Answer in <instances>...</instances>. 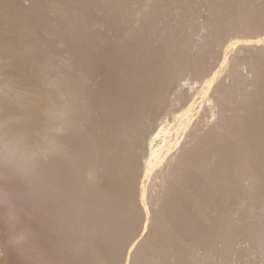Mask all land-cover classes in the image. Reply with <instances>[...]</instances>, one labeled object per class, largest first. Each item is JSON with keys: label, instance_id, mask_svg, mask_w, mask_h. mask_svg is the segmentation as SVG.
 Wrapping results in <instances>:
<instances>
[{"label": "rangeland", "instance_id": "rangeland-1", "mask_svg": "<svg viewBox=\"0 0 264 264\" xmlns=\"http://www.w3.org/2000/svg\"><path fill=\"white\" fill-rule=\"evenodd\" d=\"M263 1L264 0H257V2L256 0L254 1L253 0L250 1L249 0L246 1L245 0H184V1L183 0H139V1L138 0H107V1L106 0H85V1L84 0H29V1L0 0V40H1L0 66L2 63L4 64L2 65V68L0 67V72H1L0 99L3 98L2 100L3 102L1 101L3 103V107L1 102L0 105L4 109L5 105L7 106L10 105L9 102L11 103L14 102L15 105L14 104L13 105L16 108L18 107L19 109V110L16 109L12 104L9 106L13 108L14 111H16L15 113L16 115L17 114L19 115L18 118L16 117L17 120H19L18 123L16 122L17 120H15L16 115L13 113L14 111L12 109L6 106L5 109L7 108V110L5 111V109L3 110L0 107L1 109L0 121L2 117L4 121L5 119L6 121L8 120L7 121L8 123L5 122V124L8 125L7 127L11 126L13 122H14L13 125L18 124L16 130L14 127H16L17 125L16 126L12 125L11 128L13 129L12 132L6 131L8 130L6 125H3L6 128H3V126L1 127V129L2 128L3 129L0 130L1 131L0 136L2 137V138L0 137L1 138L0 145H2L3 143L4 144L0 147L1 149L0 152L2 151L1 153H3L6 151L5 153L7 155H5V153L4 155L5 157L7 156L8 158L6 160H3L5 157L3 156V154L0 153V158H1L0 160L4 161V163L3 161L2 162L0 161L1 163L0 166L3 167L4 169L6 165L5 161L6 162L9 161V163L12 162L11 164L14 165L15 164L14 162L18 160V156H19L17 155V153L14 154V151L18 146L17 143L19 144L20 141V144L24 145L28 138L32 139L31 142L34 140L38 142L35 144L32 143V145L34 144L36 148H38V146L39 148L40 147L42 148V149L40 148V151L38 148V151L41 154L40 157H42V158H38L41 161L38 162L40 167L44 165L42 168H39L40 171H38L35 163H34L35 167L34 165L33 168L31 166L29 167V165L31 164L30 162L31 160L28 161L27 159H25L26 161H21L19 162L20 164L17 161L18 166H16L17 164H15L13 168L12 166L10 167V165L7 162V165L10 168L6 165L8 169L5 167V172L8 173L7 174L8 176H6V174L3 175L5 172L0 167L1 168L0 171L3 172V174L2 173L0 174L3 175V178L0 176L1 177L0 185L3 186V187L0 186L1 187L0 188L1 189L0 220H2L0 221V233H1L0 259L2 258L0 260V264H181V263L182 264H203V263L204 264H264V203H263L264 202V81H263L264 80L263 79L264 77L263 76L264 75L263 74L264 2ZM248 2L249 4H247ZM143 3L145 6H143ZM241 4L244 6H241ZM245 9L248 12L244 11ZM229 13H232V15ZM18 14L21 15L19 16ZM248 16L250 17V19ZM241 17H243L245 21L243 20V18L240 19ZM20 20L21 22H19L18 24V21ZM27 20L30 21L28 22ZM244 22L245 23L249 22V23L245 24ZM14 23H16V25ZM50 30L51 32H48ZM7 33L8 35L4 36ZM49 37L50 39H48ZM10 43L13 46H11ZM250 43H254V44L259 43L263 45V47L261 46L262 48L260 47L262 51L260 50V48L253 51L250 50L251 53H249L250 51L248 50H247L248 52L246 50H243V47L244 49H246V47L250 45ZM9 44H10V48L12 47L11 50L9 49ZM25 45H28V48L30 50ZM22 48H24V50H22ZM25 48L27 50H25ZM24 51H26V53ZM11 53L14 56L11 57L10 56ZM95 53L98 55H96ZM41 54L43 58L41 57ZM260 55L261 58H259ZM235 60H238L239 64L237 63V61L235 63ZM64 61L65 63L67 61L72 63L73 62L75 63L77 61L75 63L77 66L73 63L75 67H73L74 71L72 70V75L74 77L73 79H75V82L78 81L81 83L83 82L82 83L83 85H80L81 83L78 82L81 89L79 88V86H77L78 84L76 86L78 89H80L81 92L86 91V93L84 92V94H82L83 96L88 94L87 95L88 98L90 96L91 97L93 96L92 99L96 101L95 103H93L91 102L93 101L91 97L89 98L90 100L89 101L88 98L84 96L85 101L88 100V103H86L87 106H85V110L86 111L89 110L88 113L85 111L83 115L87 117V119L84 117V123H86L87 125L89 124L88 126L86 125L84 133L86 137L89 134L90 136L91 134H93L94 136L92 137L94 138L96 137V139L93 138L95 140L93 142L96 145L90 144L93 143L91 142L93 139L90 136H88L90 141L88 138L84 139L83 143L85 145L82 142L80 143L81 145L84 146H89L90 144L91 146L90 149L92 150H90L89 147L86 148L83 146H79L77 147L78 150L77 149L75 150L76 152L79 151L80 153L79 154L75 153V155H73L72 161L74 162L71 161V166L74 164L75 165L74 167L73 166L70 167L69 172L71 174L69 173L70 177H68V180L73 181L74 178L78 177L76 179L77 182H75L74 179L73 181L74 184L72 183L74 185L73 188H76V190L72 188L73 185H71V182H69L68 187H70V190L69 188L67 189V192H65L64 194L65 196L61 195L62 192L61 193L58 192L59 194L57 195L61 197L59 196L57 197V195L54 194V196L56 197L54 199V196L53 198L50 197V161L46 160V158L47 159L50 158L49 157L50 154V120H49L50 109L49 108L50 107L48 106L50 105L49 104L50 102L48 103L47 96H50L49 83L53 71L61 69L58 72L60 76L61 75L65 76V72L67 73L66 71L67 69L64 66L65 64ZM250 61H252L253 63H251ZM49 62L51 63L50 65L48 64ZM7 64L9 65L7 66ZM31 64L33 65V67L30 66ZM48 65L50 66L49 67L50 69L48 68ZM60 65L61 66L63 65L64 67L60 68L61 67ZM238 66L241 67L239 68ZM23 68L25 69V71ZM52 68H54V70H52ZM102 68L104 71L102 70ZM75 70L77 72H75ZM4 71L6 73H4ZM25 72L28 73L26 74ZM2 73H4L6 76ZM75 74H77V76H75ZM92 74L94 76H92ZM25 76L27 79L25 78ZM218 76L220 77L217 80H215V77ZM254 76L257 77L254 78ZM8 78L12 81L10 82ZM24 78L25 80L23 81ZM34 78L36 82H33ZM44 79L47 81L46 82L43 81ZM213 79L215 82L213 81ZM39 80L41 84L39 83ZM240 81L241 82L244 81V82L241 83ZM26 82L28 85L26 84ZM19 84L21 85L23 84V85L21 86ZM247 84H249L250 86L248 85L249 86L248 87ZM103 85H106V87ZM219 85L221 86L219 87ZM7 86L10 87L7 88ZM251 86L253 87V89L251 88ZM27 87L28 88L31 87L29 91L27 90L28 89ZM9 88L13 89L12 92L11 89L9 90ZM93 91L94 94L90 93ZM215 91L217 92L215 93ZM89 93L92 95L89 96ZM37 94H39L37 100L40 98L39 103H41L42 105L44 103V105L41 106L40 104L38 105L37 103V105L39 106L38 109L39 112L37 111V114L39 113L38 114L39 116H36L37 118H34L35 117L34 115H33L34 117H32L31 113L29 112L30 113L29 114L27 112L29 111L28 110L29 108H26L27 109L26 111V109H24L23 107V103L21 105V102L18 101V99L21 101L23 100L25 102V100L27 101L33 95L37 97ZM104 95H106L107 97H105ZM249 96L251 97L249 98ZM117 98L119 99V101ZM6 99L7 101H9L10 99V101L5 102ZM34 100L35 102H38L36 101L35 98L33 99V102ZM45 103H48V105ZM227 103L228 105H226ZM206 104L207 105L210 104L211 106H213L214 104L213 106L214 112H209L206 107L207 106ZM130 106L132 110L130 109ZM45 107L46 108L48 107L47 109H49V111L45 109ZM9 109L12 110L13 112L11 113ZM112 109L114 110L112 111ZM2 111L3 112L5 111L6 114H8L10 111L8 115L11 116L15 115L11 117V119L13 118L15 121L12 122L13 120L12 119L10 120L11 121L10 122L9 121L10 117L8 115L7 117H4L6 116V114L5 112L3 114ZM114 111L116 113H114ZM26 112L29 115L25 114ZM237 112H239V114H237ZM26 115L27 117H30L31 115L32 119L29 118L31 123L29 119L26 117ZM91 115L93 116L91 117ZM101 115L103 116V118ZM45 117L47 120L45 119ZM237 117L240 119V121L239 119H237ZM109 118L112 123L109 121ZM184 118L185 119L188 118L187 119L188 121L190 120L191 123H196V124H191L190 122L188 123ZM26 119H28L29 122ZM182 122L183 125L185 124V127H182L183 126ZM205 122L208 125H206L204 129L203 126L205 125ZM28 123L32 125L30 126ZM24 124L28 127L26 128ZM101 124H103L104 127ZM150 124L151 126H149ZM153 125L155 127L157 125L156 127L157 129L153 127ZM195 125L197 126V128L193 130V127H196ZM210 125H212L214 129ZM100 126H102L103 129H101ZM22 127L23 129L25 128L26 130L29 129V133L27 131L25 133L24 132L25 129H24L23 133L20 132L21 134H19L18 133L19 131L17 129L20 128L21 130H23ZM161 127H163V129L165 128V131L163 132L164 133L167 132V133L166 134H162L163 132L161 133L162 136H161L160 144L162 143L164 144V141L166 142L170 141V139L175 137L174 135L183 136V134H185L184 137L186 139L184 141L183 148L181 149L182 151L180 150L181 152L180 151L178 152V154L175 156L176 158H173V161L170 159L171 161L167 162L168 165L164 166V168L167 171L169 170L170 173L164 169L160 171L161 173L166 171L167 174L166 173L163 174H165L167 177L163 174H161L160 176L159 173H158L159 177H157L155 176V173H153L150 175L151 177L147 176L146 178V176H144L143 174L144 171L141 169L140 165L145 159H148V157L150 158L151 155L148 153L146 154L144 152L143 142L146 133H148V131H151V129L154 128L153 131L154 134L157 133ZM191 127H192L191 130L193 132L190 130ZM206 127H208V129ZM98 128L100 131L98 130ZM105 128L107 129L108 132L106 131V133L104 134L105 131L103 130H105ZM4 129H6L5 131L7 133L9 132L11 133L7 135V133L3 132ZM35 130L37 133L36 132L33 133ZM93 130L96 131L97 134H95ZM101 130L103 135L101 134ZM117 130H120V132ZM30 131L32 132L30 133ZM44 131L47 133H43ZM184 131L185 132L187 131V135ZM189 131L191 132L192 135H190ZM15 133L17 138L14 139L15 141L19 140L20 139L19 137H23L24 133L26 136L27 133L29 136L30 134L33 133L32 136L35 137L31 138L32 136L31 137L27 136L28 138L26 137V139L23 137L25 140L23 144L21 142V140L23 141V139H20L18 142H16V144H14L13 142L11 146L17 145L15 148H13L14 146L11 147L10 145H5L6 142H2L3 141L2 139L9 140V137H11L10 135L11 134L14 135ZM1 134H5V136ZM36 134L40 135V137L39 135H37L38 139L36 138ZM106 134H108V139L110 141L104 138L106 137ZM17 135L19 136L17 137ZM46 135H48L49 137ZM12 137H15V135ZM165 137L166 139L162 141ZM103 138L106 139L105 142L107 141L109 143H104ZM45 139H47L49 142L45 143L47 141ZM87 139L90 142V143L88 142V144L86 143ZM123 139L126 141H124ZM99 140L100 141L102 140L101 143L98 142ZM186 140L189 141L187 142ZM28 141L30 140L28 139ZM203 141H205L206 143H204ZM207 141H209V143ZM218 142L221 144L220 146ZM45 144L47 147H45ZM98 144L99 145L101 144L102 146L101 145L99 146ZM226 145H228L229 147ZM97 146H99L100 148ZM18 147L21 148V146ZM43 147H45V149ZM81 147H83V149H81ZM2 148L3 149L5 148L4 149L5 151H3ZM10 148H12L13 151H11ZM95 148L97 149L98 153L95 152ZM211 148L212 150H209ZM115 150L118 153H115ZM183 151L185 153L182 155ZM15 152H17V149ZM12 153L15 155V157L17 156L16 160H14V155L12 156ZM81 153L83 154V156L80 155ZM180 154L182 156H180ZM45 155L48 157H46ZM77 155L78 156L80 155L81 157L88 156L87 157L88 162L85 161L86 158H81L80 156L79 158H77ZM194 156L196 157V159ZM74 157L75 159H77V161L74 160ZM80 158L84 160H82L83 163L80 162L77 163V165L82 164L81 167H79L80 165H78L77 168L76 162H78L79 160L81 161ZM89 158L91 159L90 163H89L90 161ZM206 158L208 159L206 160ZM101 159H104V161ZM202 159H204V161ZM98 161L99 163H97ZM113 161L118 163L116 164ZM48 162L49 164H47ZM93 162L95 163L93 164ZM102 162H104V164ZM128 162L130 164H128ZM25 163H28L29 165ZM85 163L89 165L93 164L94 166L90 167ZM110 163L112 164L109 165ZM46 164L48 165L47 167ZM27 165L28 168H24L27 167ZM83 166H85V168L87 169L84 170ZM206 166L208 167L206 168ZM14 167H18L17 172L15 170H9V169H14ZM44 167L47 169L48 171L47 173ZM191 167L194 169H191ZM199 167H203V168H199ZM29 168H32L33 170L37 169L35 170V172H33L32 169H30L29 173H30V177L31 174L34 173L33 175L36 176L34 177L35 183L36 184L38 183L37 184L38 186L34 184L36 185L34 187V185L32 184L34 181L32 182L31 179L33 176L30 178L29 173L28 175L26 174L27 173L26 170L28 169L29 171ZM81 168L82 170H79ZM92 168L93 171L89 170ZM103 168L105 169L103 170ZM18 169H22L20 171H23L25 174L23 173L22 175V172L20 173ZM94 169L97 170L95 171ZM6 170L7 171L9 170L11 174L9 173V171L7 172ZM43 171L45 172L43 173ZM80 171H82L83 173ZM18 172L25 179L20 178L21 176L18 175L19 174ZM36 172L37 174H40L38 175L39 177H37V175L35 174ZM87 172L88 173L92 172V173L88 174ZM13 173L16 176L18 175L17 176L18 178ZM43 174H47V175H43ZM82 174H84V176ZM73 175L75 176L77 175V176L73 177ZM185 175H187V177ZM196 175H198V178ZM11 176H15L16 178L13 179ZM82 176L84 178L86 177L91 182L86 181L87 179L84 180ZM105 176L107 182L105 180ZM119 176L121 178H119ZM143 176L145 178H142ZM26 177L30 178L31 184L33 186H31V184L29 183L30 180L27 179ZM154 177H157L156 180ZM7 178H9L10 180ZM19 178L20 181L22 182L17 180ZM36 178H39L38 181ZM22 179L24 180V182ZM102 179L104 182H102ZM205 179L207 180L205 181ZM14 180L16 182H14ZM25 180H28L26 182L29 185L24 184ZM78 180L79 181L84 180V181L83 182L81 181L80 184ZM238 180L241 183H239ZM18 183L21 185V189H19L20 185ZM91 183L92 184L94 183L93 184L94 187ZM157 183L158 185L161 183L160 185L161 187L160 186L157 187L156 186ZM98 184L100 186H98ZM169 184L173 185V187ZM23 185L28 186L29 188L31 187L33 188L32 190H30L27 187L24 189L26 192H24ZM113 186L115 188H113ZM91 189L93 191H91ZM29 190L30 192L32 191L35 192L29 194L28 193ZM82 190H84V192ZM14 191H16L18 195ZM123 191L126 193H124ZM245 191L247 193H245ZM71 193L72 196L70 195ZM244 193L246 194L247 198L249 197L248 195H250L252 199H250V197L247 199ZM66 194L67 195L69 194L71 196L70 197L68 195L70 197V200L69 199L66 200V198H69ZM13 196L14 199L12 198ZM142 196L145 197L147 196L148 199L146 200H148L149 203L146 201V205L150 207L151 210V219L147 221V223H145V219L143 217L144 215H143L142 199H144L145 197ZM72 197L73 199H71ZM50 198L56 200L55 201L56 204L58 201L59 207L55 205V203H53L54 200L52 201L50 200ZM5 199H7V201H5ZM10 199L11 200L13 199V202ZM237 199H239L240 201ZM63 201L66 203V205L65 203L63 204ZM256 201H258V203ZM18 202L21 206L18 204ZM252 202H255L256 204ZM12 203L13 205H11ZM52 203L53 206H51ZM172 203L174 205H172ZM79 204H81L82 207ZM5 205L6 206L10 205V206L8 208ZM65 207L67 208V210ZM165 208L167 211L165 210ZM9 209H11L12 211L11 210L9 211ZM25 210H27V212ZM224 210H226L227 212ZM223 217L225 218L223 219ZM154 225L157 228H155ZM150 227L152 229H150ZM159 227H161L162 229ZM232 228H234L235 230ZM226 229L228 230L226 231ZM52 233L53 235H51ZM24 235L29 238L26 239ZM225 235H227L228 237H226ZM222 239L224 240L222 241ZM143 242L145 243V246ZM139 246L141 248H139Z\"/></svg>", "mask_w": 264, "mask_h": 264}, {"label": "bare ground", "instance_id": "bare-ground-1", "mask_svg": "<svg viewBox=\"0 0 264 264\" xmlns=\"http://www.w3.org/2000/svg\"><path fill=\"white\" fill-rule=\"evenodd\" d=\"M3 1H5V0H3ZM16 1V0H15ZM29 1V0H28ZM85 1V0H84ZM107 1V0H106ZM139 1V0H138ZM184 1V0H183ZM246 1V0H245ZM250 1V0H249ZM254 1V0H253ZM13 2V1H12ZM53 2V1H52ZM221 2V1H220ZM238 2V1H237ZM256 2H257V0H256ZM255 2V3H256ZM264 2V1H263ZM132 3V2H131ZM169 3V2H168ZM182 3V2H181ZM224 3V2H223ZM233 3V2H232ZM260 3V2H259ZM2 4V3H1ZM247 4H249V2L247 3ZM8 5H10V4H8ZM141 5V4H140ZM179 5V4H178ZM191 5V4H190ZM244 5H245V3H244ZM244 5H242L241 4V6H244ZM253 5V4H252ZM5 6V5H4ZM17 6V5H16ZM21 6V5H20ZM61 6V5H60ZM137 6V5H136ZM143 6H145L144 5V3H143ZM174 6V5H173ZM208 6V5H207ZM231 6V5H230ZM235 6V5H234ZM255 6V5H254ZM163 7V6H162ZM182 7V6H181ZM220 7V6H219ZM218 7V8H219ZM232 7V6H231ZM250 7V6H249ZM3 8V7H2ZM26 8V7H25ZM201 8V7H200ZM239 8V7H238ZM237 8V9H238ZM247 8V7H246ZM252 8V7H251ZM7 9V8H6ZM9 9V8H8ZM81 9V8H80ZM234 9V8H233ZM236 9V8H235ZM250 9V8H249ZM259 9V8H258ZM59 10V9H58ZM160 10V9H159ZM239 10V9H238ZM253 10V9H252ZM256 10H257V8H256ZM261 10V9H260ZM87 11V10H86ZM139 11V10H138ZM168 11H169V9H168ZM244 11H247L246 9L244 10ZM228 12H231V11H228ZM248 12V11H247ZM252 12V11H251ZM264 12V11H263ZM90 13V12H89ZM145 13V12H144ZM180 13V12H179ZM233 13V12H232ZM232 13H229V14H231L232 15ZM246 13V12H245ZM253 13V12H252ZM258 13V12H257ZM17 14V13H16ZM85 14V13H84ZM87 14H88V12H87ZM116 14V13H115ZM227 14V13H226ZM241 14H243V13H241ZM6 15V14H5ZM4 15V16H5ZM19 15V14H18ZM21 15V14H20ZM19 15V16H20ZM23 15V14H22ZM90 15V14H89ZM95 15V14H94ZM109 15V14H108ZM162 15V14H161ZM204 15V14H203ZM234 15V14H233ZM246 15V14H245ZM8 16V15H7ZM10 16V15H9ZM12 16V15H11ZM86 16V15H85ZM159 16V15H158ZM254 16H255V14H254ZM258 16H259V14H258ZM22 17V16H21ZM26 17V16H25ZM95 17V16H94ZM98 17V16H97ZM225 17V16H224ZM249 17V16H248ZM7 18V17H6ZM12 18V17H11ZM136 18V17H135ZM243 17H241L240 19H242ZM9 19V18H8ZM18 19V18H17ZM16 19V20H17ZM27 19V18H26ZM35 19V18H34ZM37 19V18H36ZM47 19V18H46ZM87 19V18H86ZM108 19V18H107ZM246 19V18H245ZM249 19H250V17H249ZM251 19H253V18H251ZM255 19V18H254ZM3 20V19H2ZM7 20V19H6ZM6 20H5V22H6ZM12 20V19H11ZM59 20V19H58ZM88 20H90V19H88ZM234 20V19H233ZM243 20H244V18H243ZM247 20V19H246ZM259 20H260V18H259ZM4 21V20H3ZM9 21V20H8ZM28 21V20H27ZM30 21V20H29ZM28 21V22H29ZM48 21V20H47ZM46 21V22H47ZM218 21V20H217ZM245 21V20H244ZM248 21V20H247ZM253 21V20H252ZM251 21V22H252ZM262 21V20H261ZM19 22H21V20L20 21H18V24H19ZM23 22H24V20H23ZM44 22V21H43ZM82 22V21H81ZM87 22V21H86ZM105 22V21H104ZM151 22V21H150ZM257 22V21H256ZM9 23V22H8ZM13 23V22H12ZM59 23V22H58ZM84 23V22H83ZM96 23V22H95ZM245 23V22H244ZM243 23V24H244ZM247 23H249V22H247ZM247 23H245V24H247ZM15 25H16V23H14ZM48 24V23H47ZM22 25V24H21ZM39 25H40V23H39ZM85 25H86V23H85ZM91 25V24H90ZM94 25V24H93ZM251 25V24H250ZM3 26V25H2ZM46 26V25H45ZM44 26V27H45ZM82 26V25H81ZM84 26V25H83ZM179 26V25H178ZM11 27V26H10ZM9 27V28H10ZM16 27V26H15ZM18 27V26H17ZM38 27V26H37ZM43 27V26H42ZM88 27V26H87ZM163 27V26H162ZM29 28V27H28ZM40 28V27H39ZM47 28V27H46ZM79 28V27H78ZM83 28V27H82ZM247 28V27H246ZM70 29V28H69ZM77 29V28H76ZM88 29V28H87ZM91 29V28H90ZM241 29V28H240ZM12 30H13V28H12ZM39 30V29H38ZM48 30V29H47ZM46 30V31H47ZM79 30V29H78ZM248 30H250V29H248ZM22 31V30H21ZM26 31V30H25ZM33 31V30H32ZM67 31V30H66ZM69 31V30H68ZM72 31V30H71ZM75 31V30H74ZM240 31V30H239ZM244 31V30H243ZM19 32V31H18ZM48 32H51V30L50 31H48ZM96 32V31H95ZM24 33V32H23ZM26 33V32H25ZM67 33V32H66ZM74 33V32H73ZM13 34V33H12ZM17 34V33H16ZM50 34V33H49ZM65 34V33H64ZM85 34V33H84ZM92 34V33H91ZM8 35V33L7 34H5L4 36H7ZM39 35V34H38ZM51 35H53V34H51ZM72 35H74V34H72ZM119 35V34H118ZM17 36V35H16ZM23 36V35H22ZM40 36V35H39ZM112 36V35H111ZM78 37V36H77ZM148 37V36H147ZM6 38V37H5ZM16 38V37H15ZM81 38V37H80ZM48 39H50V37L48 38ZM47 39V40H48ZM95 39V38H94ZM195 39V38H194ZM222 39V38H221ZM4 40V39H3ZM25 40H27V39H25ZM44 40H46V39H44ZM68 40V39H67ZM180 40V39H179ZM1 41V40H0ZM6 41V40H5ZM20 41V40H19ZM24 41V40H23ZM69 41V40H68ZM104 41V40H103ZM29 42V41H28ZM31 42V41H30ZM44 42V41H43ZM49 42V41H48ZM73 42V41H72ZM24 43V42H23ZM38 43V42H37ZM71 43V42H70ZM74 43V42H73ZM97 43V42H96ZM116 43V42H115ZM134 43V42H133ZM183 43V42H182ZM230 43V42H229ZM2 44V43H1ZM8 44V43H7ZM11 44V43H10ZM10 44H9V49L11 50V48H10ZM19 44V43H18ZM20 44H21V42H20ZM83 44V43H82ZM95 44V43H94ZM111 44V43H110ZM149 44V43H148ZM231 44V43H230ZM244 44V43H243ZM33 45V44H32ZM74 45V44H73ZM77 45V44H76ZM232 45V44H231ZM7 46V45H6ZM11 46H13L12 44H11ZM25 46H27V48H28V45H25ZM50 46V45H49ZM88 46V45H87ZM119 46V45H118ZM263 47V45H261V44H254V43H250V45H248L247 47H246V49H244V47H243V50H248V51H250V50H257L258 48H260V47ZM4 47V46H3ZM17 47V46H16ZM18 47H19V45H18ZM31 47V46H30ZM45 47V46H44ZM73 47V46H72ZM71 47V48H72ZM83 47H85V46H83ZM99 47V46H98ZM114 47V46H113ZM261 47V48H262ZM67 48V47H66ZM156 48V47H155ZM235 48V47H234ZM260 48V50L262 51V49ZM4 49V48H3ZM7 49V48H6ZM19 49V48H18ZM21 49V48H20ZM29 49V48H28ZM32 49V48H31ZM34 49V48H33ZM39 49V48H38ZM37 49V50H38ZM107 49V48H106ZM233 49V48H232ZM13 50V49H12ZM22 50H24V48H22ZM25 50H27L26 48H25ZM30 50V49H29ZM28 50V51H29ZM87 50V49H86ZM95 50V49H94ZM110 50V49H109ZM237 50V49H236ZM242 50V51H243ZM264 50V49H263ZM7 51V50H6ZM19 51V50H18ZM35 51V50H34ZM72 51V50H71ZM84 51V50H83ZM133 51V50H132ZM230 51V50H229ZM232 51V50H231ZM247 51V52H248ZM11 52H13V51H11ZM25 53H26V51H24ZM41 52V51H40ZM47 52V51H46ZM63 52V51H62ZM77 52V51H76ZM85 52H87V51H85ZM93 52V51H92ZM106 52H107V50H106ZM111 52V51H110ZM139 52V51H138ZM245 52V51H244ZM28 53V52H27ZM38 53H39V51H38ZM100 53V52H99ZM102 53V52H101ZM119 53V52H118ZM117 53V54H118ZM233 53H235V52H233ZM242 53V52H241ZM249 53H251V51L249 52ZM248 53V54H249ZM257 53V52H256ZM31 54V53H30ZM49 54V53H48ZM96 54V53H95ZM172 54V53H171ZM232 54V53H231ZM96 55H98V54H96ZM233 55H236V54H233ZM232 55V56H233ZM244 55V54H243ZM242 55V56H243ZM251 55H253V54H251ZM250 55V56H251ZM10 56L12 57V56H14L12 53L10 54ZM17 56V55H16ZM23 56V55H22ZM21 56V57H22ZM31 56V55H30ZM35 56V55H34ZM49 56V55H48ZM92 56V55H91ZM120 56V55H119ZM255 56V55H254ZM254 56H252V57H254ZM258 56V55H257ZM18 57V56H17ZM40 57V56H39ZM41 57H42V54H41ZM40 57V58H41ZM108 57V56H107ZM113 57V56H112ZM240 57V56H239ZM238 57V58H239ZM244 57V56H243ZM251 57V58H252ZM5 58V57H4ZM8 58H9V55H8ZM16 58V57H15ZM43 58V57H42ZM41 58V59H42ZM51 58H52V56H51ZM81 58H82V56H81ZM94 58H96V57H94ZM114 58V57H113ZM124 58V57H123ZM235 58V57H234ZM237 58V59H238ZM259 58H261V55H260V57ZM18 59V58H17ZM57 59V58H56ZM55 59V60H56ZM65 59V58H64ZM71 59V58H70ZM70 59H69V61H70ZM73 59V58H72ZM101 59V58H100ZM236 59V58H235ZM247 59V58H246ZM254 59V58H253ZM252 59V60H253ZM10 60V59H9ZM27 60V59H26ZM58 60V59H57ZM85 60H87V59H85ZM95 60V59H94ZM242 60V59H241ZM263 60H264V57H263ZM263 60H262V62H263ZM3 61V60H2ZM1 61V62H2ZM14 61H15V59H14ZM22 61V60H21ZM29 61H30V58H29ZM42 61V60H41ZM69 61H67L66 63H65V61H64V66H65V68L67 69L66 71H67V73L65 72V76H63V75H61L60 76V74L58 73L60 70H55V71H53V73H52V75H51V80H50V96H47L48 98H50V99H48L47 98V100H48V103L50 104V105H48V103H45V104H47L50 108V111H49V109H47L46 107H45V109H47L50 113V154H49V157L50 158H46V157H48V156H46L45 158H46V160L47 161H50V197L51 198H53V196H54V194H59L58 192H62V194L61 195H64L65 194V192H67V189L69 188V190H70V187H68V184H69V182H71V185H73L74 184V179H75V182H77L76 181V179L78 178V177H76L75 175H73V177L75 176L76 178H74L73 179V181H69L68 180V177H70L69 176V170H70V167H74V165H72L71 166V161L73 160L72 158H73V155H75V153H80L79 151L78 152H76L75 150L77 149V147H79V146H83V147H89V149H90V144H94V145H96L93 141H95L94 139H96V137L94 138V137H92V136H94L93 134H91V136H90V134L89 135H87V137H86V135H85V127H86V123H84V117L85 116H83L84 115V112L86 111L85 110V106H87L86 105V103H88V100H89V98L91 97L90 95H92V94H90V93H93L94 94V91L93 92H90L89 93V98H88V94L87 95H84V96H86V98H88V100H86L85 101V98H84V96L82 95V94H84V92L86 93V91H83V92H81L80 91V86H79V83H81V82H75V79H73L74 77H73V75H72V70L74 71V69H73V67H75L74 66V64L77 62H69ZM75 61V60H74ZM80 61V60H79ZM93 61V60H92ZM183 61V60H182ZM223 61V60H222ZM232 61H233V59H232ZM236 61H237V63H238V60H235V63H236ZM257 61V60H256ZM258 61H259V59H258ZM4 62V61H3ZM7 62V61H6ZM11 62V61H10ZM13 62V61H12ZM17 62V61H16ZM116 62V61H115ZM251 63H253L252 61H250ZM255 62V61H254ZM261 62V61H260ZM15 63V62H14ZM81 63V62H80ZM83 63H84V61H83ZM87 63V62H86ZM85 63V64H86ZM105 63V62H104ZM168 63V62H167ZM166 63V64H167ZM227 63V62H226ZM230 63H233V62H230ZM242 63V62H241ZM240 63V64H241ZM248 63V62H247ZM259 63V62H258ZM11 64V63H10ZM13 64V63H12ZM18 64V63H17ZM30 64V63H29ZM49 65L51 64L50 62L48 63ZM61 64H63V63H61ZM99 64V63H98ZM126 64V63H125ZM134 64V63H133ZM147 64V63H146ZM228 64V63H227ZM239 64V63H238ZM246 64V63H245ZM249 64V63H248ZM2 65H4L3 63L1 64V68H2ZM9 64H7V66H8ZM39 65V64H38ZM48 65V68L50 67ZM57 65H58V63H57ZM76 65V64H75ZM108 65V64H107ZM230 65V64H229ZM260 65V64H259ZM27 66V65H26ZM30 66H32L33 67V65L31 64ZM61 66V65H60ZM63 65L60 67V68H62V67H64ZM77 66V65H76ZM79 66V65H78ZM95 66V65H94ZM93 66V67H94ZM111 66V65H110ZM232 66V65H231ZM13 67V66H12ZM19 67H20V65H19ZM42 67V66H41ZM54 67V66H53ZM85 67V66H84ZM239 67V66H238ZM241 67V66H240ZM239 67V68H240ZM256 67V66H255ZM11 68V67H10ZM36 68V67H35ZM43 68V67H42ZM96 68V67H95ZM100 68V67H99ZM136 68V67H135ZM224 68V67H223ZM222 68V69H223ZM245 68V67H244ZM248 68V67H247ZM9 69V68H8ZM15 69V68H14ZM22 69V68H21ZM24 69V68H23ZM44 69V68H43ZM50 69V68H49ZM57 69H58V67H57ZM64 69V68H63ZM77 69V68H76ZM106 69V68H105ZM221 69V70H222ZM225 69V68H224ZM231 69V68H230ZM4 70V69H3ZM20 70V69H19ZM39 70V69H38ZM52 70H54V68H52ZM65 70V69H64ZM79 70V69H78ZM93 70V69H92ZM102 70H103V68H102ZM128 70V69H127ZM184 70V69H183ZM251 70V69H250ZM256 70V69H255ZM9 71V70H8ZM24 71H25V69H24ZM34 71H35V69H34ZM37 71V70H36ZM40 71V70H39ZM63 71V70H62ZM80 71V70H79ZM104 71V70H103ZM228 71V70H227ZM232 71H233V69H232ZM238 71V70H237ZM17 72V71H16ZM29 72V71H28ZM28 72H25L26 74L28 73ZM48 72H50V71H48ZM75 72H77L76 70H75ZM74 72V73H75ZM246 72V71H245ZM1 73V72H0ZM4 73H6L5 71H4ZM4 73H2V74H4ZM15 73V72H14ZM19 73V72H18ZM63 73V72H62ZM61 73V74H62ZM224 73V72H223ZM226 73V72H225ZM230 73V72H229ZM233 73V72H232ZM254 73V72H253ZM34 74V73H33ZM38 74V73H37ZM64 74V73H63ZM84 74V73H83ZM106 74V73H105ZM104 74V75H105ZM146 74V73H145ZM240 74V73H239ZM263 74H264V71H263ZM5 75V74H4ZM40 75V74H39ZM228 75V74H227ZM234 75V74H233ZM252 75V74H251ZM260 75V74H259ZM6 76V75H5ZM10 76H11V74H10ZM18 76V75H17ZM75 76H77V74H75ZM85 76V75H84ZM90 76V75H89ZM92 76H94L93 74H92ZM248 76V75H247ZM264 76V75H263ZM29 77V76H28ZM47 77V76H46ZM83 77V76H82ZM220 76H218V77H215V80H217L218 78H219ZM222 77V76H221ZM236 77V76H235ZM241 77V76H240ZM255 77H257V76H254V78ZM2 78V77H1ZM23 78V77H22ZM25 78H26V76H25ZM25 78L23 79V81L25 80ZM32 78V77H31ZM30 78V79H31ZM43 78H44V76H43ZM243 78V77H242ZM261 78H262V76H261ZM3 79V78H2ZM9 79V78H8ZM16 79V78H15ZM27 79V78H26ZM84 79V78H83ZM92 79V78H91ZM230 79V78H229ZM228 79V80H229ZM236 79V78H235ZM244 79V78H243ZM249 79V78H248ZM263 79H264V77H263ZM10 80V79H9ZM20 80H22V79H20ZM36 80H38V79H36ZM41 80V79H40ZM40 80H39V83L41 84V82H40ZM77 80V79H76ZM79 80H81V79H79ZM128 80V79H127ZM258 80V79H257ZM12 80H10V82H11ZM18 81V80H17ZM43 81H47V80H43ZM42 81V82H43ZM49 81V80H48ZM97 81V80H96ZM109 81H110V79H109ZM213 81H214V79H213ZM225 81V80H224ZM259 81V80H258ZM261 81V80H260ZM264 81V80H263ZM33 82H36L35 81V78H34V80H33ZM45 82H44V84H45ZM105 82H106V80H105ZM104 82V83H105ZM108 82V81H107ZM215 82V81H214ZM213 82V83H214ZM241 82V81H240ZM244 81H242L241 83H243ZM256 82V81H255ZM13 83H15V82H13ZM24 83V82H23ZM30 83V82H29ZM83 83V82H82ZM80 84V85H83V84ZM111 83V82H110ZM116 83V82H115ZM236 83V82H235ZM254 83V82H253ZM26 84H27V82H26ZM25 84V85H26ZM33 84V83H32ZM36 84V83H35ZM43 84V83H42ZM78 84V85H77ZM221 84V83H220ZM245 84V83H244ZM1 85V84H0ZM17 85H18V82H17ZM16 85V86H17ZM19 85H21V84H19ZM23 85V84H22ZM21 85V86H22ZM28 85V84H27ZM47 85V84H46ZM79 86V88L80 89H78L77 88V86ZM90 85V84H89ZM113 85V84H112ZM222 85V84H221ZM221 85H219V87L221 86ZM249 84H247V86H248ZM5 86V85H4ZM20 86V87H21ZM32 86V85H31ZM37 86V85H36ZM42 86V85H41ZM103 86H105L106 87V85H103ZM250 86V85H249ZM248 86V87H249ZM262 86V85H261ZM1 87V86H0ZM2 87H3V85H2ZM8 87H10V86H7V88ZM43 87V86H42ZM104 87V88H105ZM113 87V86H112ZM217 87V86H216ZM241 87V86H240ZM13 88V87H12ZM28 88V87H27ZM26 88V89H27ZM31 88V87H30ZM30 88H28L27 90L29 91V89ZM36 88V87H35ZM39 88V87H38ZM44 88H46V87H44ZM84 88V87H83ZM238 88V87H237ZM251 88L253 89V87L251 86ZM261 88V87H260ZM3 89H5V88H3ZM11 88H9V90H10ZM20 89V88H19ZM24 89V88H23ZM34 89V88H33ZM43 89V88H42ZM90 89V88H89ZM108 89V88H107ZM112 89V88H111ZM213 89H214V86H213ZM221 89H222V87H221ZM259 89V88H258ZM12 90L13 89H11V92H12ZM21 90V89H20ZM35 90V89H34ZM39 90V89H38ZM48 90V89H47ZM241 90V89H240ZM247 90V89H246ZM17 91V90H16ZM27 91V92H28ZM36 91V90H35ZM46 91V90H45ZM223 91V90H222ZM225 91V90H224ZM248 91H250V90H248ZM252 91V90H251ZM10 92V91H9ZM8 92V93H9ZM14 92V91H13ZM24 92V91H23ZM99 92V91H98ZM98 92H96V93H98ZM217 91H215V93H216ZM259 92V91H258ZM19 93V92H18ZM18 93H16V94H18ZM34 93V92H33ZM40 93V92H39ZM48 93V92H47ZM46 93V94H47ZM112 93V92H111ZM208 93V92H207ZM4 94V93H3ZM102 94V93H101ZM115 94V93H114ZM121 94V93H120ZM5 95V94H4ZM13 95V94H12ZM29 95V94H28ZM36 95V94H35ZM39 94H37V97H35L34 95L31 97V98H35L36 99V101H38V102H35V100H34V102H33V99H28V97H27V101L25 100V102L22 100H19L18 99V101H20L21 102V105H22V103H23V107H24V109H26V108H29L28 110L29 111H27V109H26V111L29 113H31V115H32V117H34V118H37L36 116H39L38 114H37V111H38V109H39V104L41 105V106H43L44 105V103H43V105L41 104V103H39L40 101V98L37 100V98L39 97L38 96ZM96 95V94H95ZM219 95V94H218ZM220 95H222V94H220ZM6 96V95H5ZM24 96V95H23ZM41 96H42V94H41ZM102 96V95H101ZM105 97H107L106 95H104ZM112 96V95H111ZM233 96V95H232ZM15 97H16V95H15ZM93 97V96H92ZM92 97H91V99H92ZM100 97V96H99ZM103 97V96H102ZM109 97V96H108ZM113 97V96H112ZM212 97V96H211ZM225 97H227V96H225ZM251 96H249V98H250ZM6 98V97H5ZM14 98V97H13ZM18 98V97H17ZM26 98V97H25ZM44 98V97H43ZM120 98V97H119ZM127 98V97H126ZM232 98V97H231ZM236 98V97H235ZM254 98V97H253ZM257 98V97H256ZM260 98V97H259ZM258 98V99H259ZM97 99H98V96H97ZM96 99V100H97ZM104 99V98H103ZM105 99H107V98H105ZM118 99V98H117ZM124 99V98H123ZM222 99V98H221ZM233 99H234V97H233ZM237 99V98H236ZM243 99V98H242ZM3 100V98H1L0 99V102ZM5 100V99H4ZM46 100V99H45ZM50 100V101H49ZM93 100V99H92ZM128 100V99H127ZM217 100H218V98H217ZM227 100H228V98H227ZM230 100V99H229ZM250 100V99H249ZM9 101H10V99H9ZM9 101H7V99H6V101L5 102H9ZM13 101V100H12ZM32 101V102H31ZM43 101V100H42ZM90 101V100H89ZM100 101H102V100H100ZM118 101H119V99H118ZM122 101V100H121ZM219 101H220V98H219ZM231 101V100H230ZM239 101V100H238ZM252 101V100H251ZM251 101H250V103H251ZM261 101V100H260ZM3 102V101H2ZM1 102V103H2ZM47 102V101H46ZM91 102H93V103H95L96 101L95 100H93V101H91ZM104 102V101H103ZM112 102V101H111ZM114 102V101H113ZM217 102V101H216ZM229 102V101H228ZM246 102V101H245ZM10 103V105L12 104H14V102L13 103H11V102H9ZM19 103V102H18ZM37 103H38V105H37ZM93 103H91V104H93ZM106 103V102H105ZM213 103H214V101H213ZM218 103V102H217ZM221 103V102H220ZM232 103H234V102H232ZM255 103V102H254ZM8 104V103H7ZM20 104V103H19ZM19 104H18V106H19ZM99 104V103H98ZM103 104V103H102ZM110 104V103H109ZM121 104H122V102H121ZM128 104V103H127ZM224 104V103H223ZM247 104V103H246ZM259 104V103H258ZM9 105V106H10ZM15 105V104H14ZM13 105V106H14ZM89 105H90V103H89ZM100 105V104H99ZM114 105H116V104H114ZM118 105V104H117ZM126 105V104H125ZM207 105V104H206ZM219 105V104H218ZM226 105H228V103L226 104ZM238 105V104H237ZM241 105V104H240ZM244 105V104H243ZM253 105V104H252ZM7 105H5V107H6ZM9 106H7V107H9ZM102 106V105H101ZM105 106V105H104ZM108 106V105H107ZM128 106V105H127ZM213 106H214V104H213ZM213 106H211L210 104L209 105H207L206 107H207V109H208V111L209 112H214V109H213ZM222 106V105H221ZM0 107H1V105H0ZM2 107H3V103H2ZM1 107V108H2ZM5 107H4V109H5ZM15 107V106H14ZM112 107V106H111ZM125 107V106H124ZM133 107V106H132ZM10 109H12L13 110V108H11V107H9ZM16 108V107H15ZM21 108V107H20ZM95 108H97V107H95ZM98 108H99V106H98ZM237 108V107H236ZM3 109V108H2ZM3 109V110H4ZM9 109V110H10ZM16 109H18V107L16 108ZM44 109V108H43ZM87 109V108H86ZM91 109H92V107H91ZM102 109H104V108H102ZM125 109V108H124ZM127 109V108H126ZM130 109H131V106H130ZM7 110V108L5 109V111ZM12 110H10L11 111V113L14 111H12ZM19 110V109H18ZM109 110V109H108ZM107 110V111H108ZM111 110V109H110ZM114 109H112V111H113ZM120 110H122V109H120ZM129 110V109H128ZM132 110V109H131ZM0 111H1V109H0ZM4 111V112H5ZM10 111H9V113H10ZM23 111V110H22ZM88 111L89 110H87L86 112L88 113ZM91 111V110H90ZM138 111V110H137ZM221 111V110H220ZM225 111V110H224ZM227 111V110H226ZM4 112L2 111V113L4 114ZM8 112V111H7ZM27 112L25 113V114H27ZM39 112V111H38ZM119 112V111H118ZM133 112V111H132ZM141 112V111H140ZM229 112V111H228ZM239 112H240V109H239ZM239 112H237V114H239ZM1 113V112H0ZM8 113V114H9ZM14 114L16 113V111H14L13 112ZM18 113V112H17ZM29 113V114H30ZM41 113V112H40ZM43 113V112H42ZM45 113V112H44ZM48 113V112H47ZM46 113V114H47ZM114 113H116L115 111H114ZM139 113V112H138ZM218 113H219V111H218ZM2 114V115H3ZM5 114H6V112H5ZM8 114H6V116H4V117H7V115ZM21 114V113H20ZM25 114H23V115H25ZM29 114H27V115H29ZM112 114H113V112H112ZM119 114V113H118ZM123 114H124V112H123ZM228 114V113H227ZM16 115V114H15ZM15 115H8L9 117V121L10 120H12L11 119V117H13V116H15ZM18 115V114H17ZM15 116V118L17 117H19V115L18 116ZM27 115H26V117H27ZM31 115H30V117H27L28 119L30 118V119H32L31 118ZM34 115V116H33ZM99 115V114H98ZM214 115V114H213ZM1 116V115H0ZM45 116V115H44ZM93 115H91V117H92ZM102 116V115H101ZM105 116V115H104ZM108 116V115H107ZM117 116H119V115H117ZM123 116V115H122ZM129 116V115H128ZM226 116V115H225ZM25 117V118H26ZM109 117V116H108ZM111 117V116H110ZM139 117V116H138ZM224 117V116H223ZM229 117V116H228ZM241 117V116H240ZM242 117H244V116H242ZM7 118V119H8ZM17 118L15 119V120H17ZM86 119H87V117H85ZM102 118H103V116H102ZM142 118V117H141ZM20 119V118H19ZM23 119V118H22ZM28 119H26L27 121H28ZM30 119H29V121H30ZM45 119H46V117H45ZM108 119V118H107ZM112 119H113V117H112ZM119 119V118H118ZM125 119V118H124ZM129 119V118H128ZM185 119V118H184ZM188 119V118H187ZM187 119H185L188 123L190 122V120L188 121ZM211 119V118H210ZM228 119V118H227ZM237 119H239L238 117H237ZM14 119L12 120V122L13 121H15ZM47 120V119H46ZM93 120V119H92ZM147 120V119H146ZM243 120V119H242ZM8 121V120H7ZM6 121V119H5V121L3 120V117H2V119H1V121H0V130H2L3 128H6L8 125L7 124H5V122L6 123H8ZM19 120H17L16 122H18ZM21 121V120H20ZM28 121V122H29ZM87 121V120H86ZM109 121L111 122V120H110V118H109ZM119 121V120H118ZM121 121H123V120H121ZM138 121V120H137ZM145 121V120H144ZM154 121V120H153ZM191 121H192V119H191ZM194 121V120H193ZM209 121V120H208ZM212 121V120H211ZM210 121V122H211ZM231 121V120H230ZM239 121H240V119H239ZM11 122V121H10ZM15 122V123H16ZM37 122H38V120H37ZM139 122H140V120H139ZM147 122V121H146ZM184 122V121H183ZM183 122H182V125H183ZM209 122V123H210ZM14 123V122H13ZM13 123H12V125H13ZM19 123V122H18ZM30 123H31V121H30ZM35 123V122H34ZM46 123H47V121H46ZM88 123V122H87ZM101 123V122H100ZM112 123V122H111ZM120 123V122H119ZM129 123V122H128ZM132 123V122H131ZM134 123V122H133ZM153 123V122H152ZM191 123V122H190ZM198 123V122H197ZM203 123H204V121H203ZM213 123H215V122H213ZM29 124V123H28ZM27 124V125H28ZM36 124V123H35ZM135 124V123H134ZM156 124V123H155ZM187 124V123H186ZM191 124H196V123H191ZM199 124V123H198ZM228 124V123H227ZM239 124V123H238ZM3 125H6V127H4ZM11 125V124H10ZM12 125L11 126H9V127H7V129L8 130H6V129H4L3 130V132H5V133H7L8 131H13V129H11L12 128ZM15 125V124H14ZM13 125V126H14ZM17 125V126H16ZM15 126L16 127H14L15 128V130H16V128L18 127V124H16ZM22 125V124H21ZM25 125V124H24ZM30 125V124H29ZM32 125V124H31ZM30 125V126H31ZM42 125V124H41ZM47 125V124H46ZM89 125V124H88ZM87 125V126H88ZM93 125V124H92ZM103 127H104V125L103 124H101ZM200 125V124H199ZM206 125H208V124H206V122H205V125L203 126V128L206 126ZM222 125V124H221ZM241 125V124H240ZM3 126V128L1 129V127ZM26 126V125H25ZM37 126H38V124H37ZM45 126V125H44ZM98 126V125H97ZM102 126H100L101 127V129H103L102 128ZM113 126V125H112ZM120 126V125H119ZM125 126V125H124ZM149 126H151V124L149 125ZM188 126V125H187ZM192 126V125H191ZM194 126V125H193ZM196 126V125H195ZM211 127H212V125H210ZM217 126V125H216ZM228 126V125H227ZM20 127V126H19ZM24 127V126H23ZM23 127H22V129H23ZM28 126H26V128H27ZM35 127V126H34ZM47 127V126H46ZM99 127V126H98ZM116 127H117V125H116ZM137 127V126H136ZM146 127V126H145ZM153 127H155L154 125H153ZM156 127H157V125H156ZM155 127V128H156ZM182 127H185V124L182 126ZM190 127V126H189ZM209 127V126H208ZM208 127H206L207 129H208ZM225 127V126H224ZM30 128V127H29ZM33 128V127H32ZM49 128V127H48ZM87 128H89V127H87ZM140 128H142V127H140ZM161 128H162V130H161ZM160 129H159V131L157 132V133H154L153 134V131H154V128L153 129H151V131H148V133H146V136H145V139H144V148H143V146H142V148L144 149V152L147 154H150L151 156H150V158L148 157V159H145L143 162H142V164L140 165L141 166V169L144 171V176H146V178H147V176H150L151 174H153V173H155V176H157V177H159L158 176V173L160 174V176H161V174H163V173H166V169L164 168V166L165 165H168L167 164V162L169 161H173V158H176L175 156L178 154V152L183 148V145H184V141H185V134H183V136L182 135H178V136H176V135H174L175 137L174 138H172V139H170V141H168V142H166V141H164L165 139H166V137L162 140V141H164V144L162 143V144H160L161 143V136H162V134H166V133H164L163 131H165V128L163 129V127H161ZM188 128V127H187ZM197 128V126L196 127H193V130L194 129H196ZM213 128V127H212ZM230 128V127H229ZM233 128V127H232ZM237 128V127H236ZM239 128V127H238ZM25 129V128H24ZM24 129L23 130H21L20 128L19 129H17L19 132V134H21V133H23V131H24ZM40 129V128H39ZM90 129H91V126H90ZM96 129V128H95ZM109 129H110V127H109ZM114 129V128H113ZM115 129H117V128H115ZM119 129V128H118ZM127 129V128H126ZM157 129V128H156ZM155 129V130H156ZM189 129V128H188ZM188 129H187V131H188ZM192 129V127L190 128V130ZM205 129V128H204ZM214 129V128H213ZM240 129V128H239ZM7 132H6V131ZM33 130V129H32ZM46 130V129H45ZM98 130H99V128H98ZM121 130V129H120ZM120 130H117V131H119L120 132ZM125 130V129H124ZM133 130V129H132ZM148 130V129H147ZM185 130H186V128H185ZM201 130V129H200ZM225 130H226V128H225ZM228 130V129H227ZM233 130V129H232ZM252 130V129H251ZM26 131L29 133V129H25V133H26ZM38 131V130H37ZM90 131H92V130H90ZM100 131V130H99ZM98 131V132H99ZM103 131H105L104 132V134L106 133V131H107V129L105 128V130H103ZM116 131V132H117ZM130 131V130H129ZM146 131V130H145ZM187 131L185 132L186 133V135H187ZM192 131V130H191ZM218 131V130H217ZM2 132V133H3ZM11 132H9V133H11ZM21 132V133H20ZM32 131H30V133H31ZM36 132V130L33 132V133H35ZM88 132H89V130H88ZM93 132H95V134H97L96 133V131H94L93 130ZM108 132V131H107ZM134 132V131H133ZM163 132V133H162ZM180 132V131H179ZM178 132V133H179ZM190 132V131H189ZM193 132V131H192ZM199 132V131H198ZM203 132H205V131H203ZM234 132V131H233ZM232 132V133H233ZM0 133H1V131H0ZM9 133H7V135L9 134ZM17 133V134H18ZM25 133H24V135H25ZM28 133H27V136H29L28 135ZM32 133V134H33ZM37 133V132H36ZM40 133V132H39ZM43 133H47V132H43ZM162 133V134H161ZM207 133V132H206ZM205 133V134H206ZM225 133V132H224ZM32 134H30V136L29 137H31L32 136ZM49 134V133H48ZM101 134H102V130H101ZM100 134V135H101ZM109 134V133H108ZM108 134H106V137H104V138H106V139H108ZM120 134V133H119ZM140 134V133H139ZM236 134V133H235ZM1 135H4L5 136V134H1ZM15 135V137H12V136H14ZM11 134L10 136L11 137H9V140H7L6 138H7V136H6V140H4V139H2L3 141L2 142H6V144L5 145H10L11 146V144H13V142H14V144H16V142H18L20 139H23V141L21 140V142H22V144H23V142H25V140H24V138L26 139V135L24 136L23 135V137H19L20 139L19 140H17V141H15L14 139L16 138V133L15 134ZM37 135H39V134H36V138H37ZM98 135H99V133H98ZM103 135V134H102ZM188 135H189V133H188ZM190 135H192L191 134V132H190ZM196 135H198V134H196ZM195 135V136H196ZM222 135V134H221ZM3 136V137H4ZM19 135H17V137H18ZM20 136H22V135H20ZM46 136H48V135H46ZM88 136H90L93 140L91 141V142H93V143H90L89 141H90V139L88 138ZM119 136V135H118ZM231 136V135H230ZM1 137V136H0ZM35 136H32L31 138H34ZM39 137H40V135H39ZM49 137V136H48ZM117 137V136H116ZM127 137V136H126ZM143 137V136H142ZM191 137V136H190ZM200 137V136H199ZM218 137V136H217ZM223 137V136H222ZM229 137V136H228ZM233 137V136H232ZM2 138V137H1ZM1 138H0V140H1ZM28 138V137H27ZM86 138H88L89 139V141H88V139L85 141L87 144H88V142L90 143L89 144V146H84L85 144L83 143V141H84V139H86ZM103 138V139H104ZM124 138V137H123ZM130 138V137H129ZM144 138V137H143ZM163 138V137H162ZM169 138V137H168ZM198 138V137H197ZM207 138V137H206ZM241 138V137H240ZM245 138H246V136H245ZM17 139V138H16ZM28 139L30 140V141H28ZM27 139V143H29V142H31V140L32 139H30V138H28ZM38 139V138H37ZM42 139H44V138H42ZM49 139V138H48ZM98 139V138H97ZM100 139V138H99ZM101 139H102V137H101ZM106 139H104L103 141H104V143H109V142H105V140ZM118 139V138H117ZM128 139V138H127ZM230 139V138H229ZM255 139V138H254ZM14 140V141H13ZM45 140H47V139H45ZM109 140V139H108ZM124 140V139H123ZM122 140V141H123ZM202 140H204V139H202ZM224 140V139H223ZM8 141V142H7ZM35 141V140H34ZM32 141L31 143H29V144H27L26 142H25V146L24 145H21L20 144V141H19V144L17 143V145L18 146H21V148H19L17 145H13V146H11V147H13V148H15L16 146H17V152H15L16 151V149H15V151H14V154L15 153H17V155H21L20 157L18 156V160H16V158H17V156L15 157V155L12 153V156L14 155V160H16V162H14L15 164H17V161H18V163L19 162H21V161H26L25 159H27L28 161L29 160H31L30 162H31V164L29 165L28 163H25V164H28L29 165V167L31 166L32 168H33V165H34V167H35V164H36V168L38 169V171H40L39 170V168H42V167H40V165H39V162L38 161H40V159H38V158H42V157H40L41 156V154L39 153V151H40V148H39V146H38V148H39V151H38V148H36L35 147V143H38L37 141ZM102 141V140H101ZM101 141L99 140L98 142L99 143H101ZM110 141V140H109ZM112 141V140H111ZM124 141H126V140H124ZM136 141V140H135ZM187 141V140H186ZM189 141V140H188ZM187 141V142H188ZM212 141V140H211ZM243 141V140H242ZM241 141V142H242ZM12 142V143H11ZM45 142V141H44ZM49 141L47 140L45 143H48ZM83 143L84 145H81L80 143ZM118 142V141H117ZM137 142V141H136ZM166 142V143H165ZM201 142V141H200ZM204 143H206L205 141H203ZM208 143H209V141H207ZM222 142V141H221ZM225 142V141H224ZM227 142V141H226ZM1 143V142H0ZM32 143H34L33 145H32ZM112 143V142H111ZM110 143V144H111ZM132 143V142H131ZM130 143V144H131ZM135 143V142H134ZM195 143V142H194ZM219 143V142H218ZM4 144V143H3ZM2 144V145H3ZM86 144V145H87ZM116 144V143H115ZM128 144H129V142H128ZM198 144V143H197ZM2 145H0V147L2 146ZM42 145V144H41ZM99 145V144H98ZM101 145V144H100ZM99 145V146H100ZM132 145H134V144H132ZM136 145V144H135ZM139 145V144H138ZM194 145V144H193ZM207 145V144H206ZM218 145V144H217ZM216 145V146H217ZM221 144L219 143V146H220ZM223 145V144H222ZM93 146V145H92ZM99 146H97V147H99ZM102 146V145H101ZM111 146V145H110ZM120 146V145H119ZM122 146V145H121ZM124 146V145H123ZM201 146H202V144H201ZM210 146V145H209ZM213 146V145H212ZM226 146H228V145H226ZM233 146V145H232ZM5 147V146H4ZM45 147H47L46 146V144H45ZM45 147H43L44 149H45ZM83 147H81V149H83ZM126 147V146H125ZM130 147V146H129ZM190 147V146H189ZM189 147H188V149H189ZM195 147V146H194ZM199 147V146H198ZM229 147V146H228ZM18 148H19V151H18ZM36 148V149H35ZM100 148V147H99ZM115 148V147H114ZM128 148V147H127ZM132 148H134V147H132ZM214 148V147H213ZM5 149V148H4ZM3 148H2V150L3 151H5ZM11 149V151H13V149L12 148H10ZM42 149V148H41ZM125 149V148H124ZM207 149V148H206ZM231 149V148H230ZM1 150V149H0ZM78 150V149H77ZM90 150H92V149H90ZM128 150V149H127ZM130 150V149H129ZM135 150V149H134ZM140 150H142V149H140ZM198 150V149H197ZM200 150V149H199ZM204 150V149H203ZM209 150H212V148L211 149H209ZM45 151V150H44ZM105 151V150H104ZM121 151V150H120ZM119 151V152H120ZM182 151V150H181ZM180 151V152H181ZM2 152V151H1ZM0 152V153H1ZM6 152V151H5ZM5 152H3V153H1V154H3V156L5 157V155H7ZM86 152V151H85ZM95 152L96 153H98V151H97V149L95 148ZM112 152V151H111ZM207 152V151H206ZM240 152V151H239ZM4 153H5V155H4ZM84 153V152H83ZM115 153H118V152H116V150H115ZM185 152L183 151V153H182V155L184 154ZM202 153H204V152H202ZM198 154V153H197ZM26 156V157H24V156ZM80 155H82L83 156V154L81 153ZM79 155V156H80ZM98 155V154H97ZM97 155H96V157H97ZM116 155V154H115ZM131 155V154H130ZM141 155V154H140ZM145 155V154H144ZM181 154H180V156H182ZM2 156V155H1ZM23 156V157H22ZM79 156L77 155V158H79ZM85 156V155H84ZM90 156H92V155H90ZM89 156V157H90ZM106 156H107V154H106ZM128 156V155H127ZM180 156H178V157H180ZM205 156H206V154H205ZM204 156V157H205ZM81 157V156H80ZM88 157V156H87ZM87 157H81V158H86L85 159V161L86 162H88V160H87ZM94 157V156H93ZM144 157V156H143ZM191 157V156H190ZM193 157V156H192ZM195 157V156H194ZM201 157V156H200ZM8 157L6 156L3 160H6ZM19 158H21V159H19ZM23 158H24V160H23ZM80 158V159H81ZM100 158H103V157H100ZM107 158V157H106ZM127 158V157H126ZM146 158H147V155H146ZM214 158V157H213ZM1 159V158H0ZM50 159V160H49ZM90 159V158H89ZM94 159V158H93ZM121 159V158H120ZM138 159V158H137ZM136 159V160H137ZM171 159V160H170ZM195 159H196V157H195ZM197 159H198V157H197ZM208 158H206V160H207ZM2 160V161H3ZM20 160V161H19ZM74 160L75 161H77V159H75V157H74ZM82 160H84V159H81V161ZM101 160H103L104 161V159H101ZM110 160V159H109ZM122 160V159H121ZM125 160V159H124ZM135 160V159H134ZM181 160V159H180ZM179 160V161H180ZM203 161H204V159H202ZM223 160H224V158H223ZM226 160V159H225ZM239 160V159H238ZM1 161V160H0ZM1 161V162H2ZM46 161V162H47ZM80 160L78 161V162H76V167L78 168V165H80V164H78L77 165V163H83V161L81 162ZM96 161V160H95ZM108 161V160H107ZM178 161V160H177ZM8 162V164L10 165V167L12 166V168H13V166H15V164L14 165H12L11 163H9V161H7ZM7 162L5 161V163H6V165H7ZM38 162V163H37ZM41 162V161H40ZM72 162H74V161H72ZM91 162V159H90V161H89V163ZM101 162V161H100ZM111 162H112V160H111ZM114 162V161H113ZM136 162V161H135ZM183 162H185V161H183ZM221 162V161H220ZM219 162V163H220ZM3 163H4V161H3ZM35 163V164H34ZM95 162H93V164H94ZM97 163H99V161L97 162ZM103 164H104V162H102ZM106 163V162H105ZM114 163H116V162H114ZM118 163V162H117ZM116 163V164H117ZM124 163V162H123ZM134 163V162H133ZM226 163V162H225ZM1 164V163H0ZM20 164V163H19ZM24 164V163H23ZM38 164V165H37ZM40 164H42V163H40ZM47 164H49V162L47 163ZM46 164V167L48 166ZM73 164V163H72ZM86 165H89V164H87V163H85ZM93 164H91V165H89L90 167L91 166H94ZM112 163H110L109 165H111ZM128 164H130L129 162H128ZM175 164H177V163H175ZM182 164V163H181ZM215 164V163H214ZM222 164V163H221ZM4 165V164H3ZM2 165V166H3ZM5 165V167L8 169V167ZM28 165H27V167H24V168H28ZM84 165V164H83ZM106 165V164H105ZM108 165V164H107ZM120 165V164H119ZM190 165V164H189ZM194 165V164H193ZM225 165V164H224ZM16 166H18V164L16 165ZM19 166H21V165H19ZM25 166V165H24ZM82 166V164L79 166V167H81ZM88 166V167H89ZM95 166H97V165H95ZM99 166V165H98ZM101 166V165H100ZM116 166V165H115ZM124 166V165H123ZM138 166V165H137ZM180 166V165H179ZM185 166V165H184ZM203 166V165H202ZM205 166V165H204ZM1 167V166H0ZM5 167H4V169H3V167H1L3 170H4V172H5ZM9 167V168H10ZM84 167V170L85 169H87V168H85V166H83ZM103 167V166H102ZM106 167V166H105ZM109 167V166H108ZM118 167V166H117ZM167 167H169V166H167ZM208 166H206V168H207ZM221 167V166H220ZM227 167V166H226ZM0 168V169H1ZM16 168V169H15ZM17 168L18 167H14V169H9V170H15L16 172H17ZM23 168V167H22ZM32 168H29V171H28V169L26 170L27 171V175H28V173L30 172V169H32ZM45 168V167H44ZM49 168V167H48ZM132 168V167H131ZM175 168V167H174ZM199 168H203V167H199ZM198 168V169H199ZM37 169H35V170H37ZM46 169V168H45ZM72 169V168H71ZM76 169V168H75ZM98 169H100V168H98ZM105 168H103V170H104ZM107 169V168H106ZM110 169H111V167H110ZM138 169V168H137ZM162 169H164V170H166L165 172H163V173H161L160 171L162 170ZM168 169V168H167ZM178 169V168H177ZM191 169H194V168H192L191 167ZM225 169V168H224ZM238 169V168H237ZM8 170V171H9ZM20 170H22V169H18V171H20ZM24 170V169H23ZM35 170H33L32 169V171L33 172H35ZM43 170V169H42ZM41 170V171H42ZM78 170V169H77ZM76 170V171H77ZM79 170H82V168L81 169H79ZM78 170V171H79ZM89 170H92L93 171V168L92 169H89ZM88 170V171H89ZM95 171L97 170V169H94ZM114 170V169H113ZM130 170V169H129ZM141 170V171H142ZM182 170V169H181ZM236 170V169H235ZM7 171V170H6ZM7 171V172H8ZM25 171V172H26ZM32 171H31V173H32ZM73 171V170H72ZM71 171V172H72ZM76 171H75V174H76ZM140 171V172H141ZM172 171V170H171ZM188 171V170H187ZM205 171V170H204ZM22 172V175H23V171H20V173ZM45 171H43V173H44ZM48 171H47V169H46V173H47ZM80 172H82V171H80ZM129 172V171H128ZM167 172H169V170L167 171ZM179 172V171H178ZM185 172H186V170H185ZM238 172V171H237ZM3 174V172L2 171H0V174ZM9 173H10V171H9ZM19 173V172H18ZM17 173V174H18ZM18 174L19 176H21V174ZM42 173V172H41ZM78 173V172H77ZM83 173V172H82ZM88 173V172H87ZM86 173V174H87ZM90 173H92V172H89L88 174H90ZM94 173V172H93ZM99 173V172H98ZM106 173H108V172H106ZM105 173V174H106ZM131 173V172H130ZM137 173V172H136ZM135 173V174H136ZM170 173V172H169ZM193 173H194V171H193ZM223 173V172H222ZM221 173V174H222ZM233 173H234V171H233ZM232 173V174H233ZM6 174V176H8L7 174L8 173H4L3 175H5ZM11 174V173H10ZM14 174V173H13ZM25 174V173H24ZM34 173H32L31 174V177H30V173H29V177L32 179V184L34 185V184H36L35 183V178L34 177H36L35 175H33ZM36 175H37V177H39L38 175H40V174H37V172L35 173ZM71 174V173H70ZM74 174V173H73ZM80 174V173H79ZM85 174V173H84ZM84 174H82L83 176H84ZM167 174V173H166ZM172 174V173H171ZM203 174H206V173H203ZM3 175H0L2 178H3ZM15 175V174H14ZM17 175V176H18ZM43 175H47V174H43ZM42 175V176H43ZM81 175V174H80ZM99 175V174H98ZM116 175H117V173H116ZM137 175V174H136ZM163 175H165V174H163ZM188 175V174H187ZM187 175H185L186 177H187ZM226 175V174H225ZM5 176V177H6ZM16 176V175H15ZM15 176H11L13 179L14 178H16ZM72 176V175H71ZM82 176V177H83ZM86 176V175H85ZM88 176H90V175H88ZM93 176H95V175H93ZM129 176H130V174H129ZM142 177V178H145V177ZM154 176V175H153ZM166 176V175H165ZM194 176V175H193ZM197 176V178H198V175H196ZM202 176V175H201ZM210 176V175H209ZM237 176V175H236ZM259 176V175H258ZM1 177H0V179H1ZM41 177V176H40ZM45 177V176H44ZM82 177H80V178H82ZM103 177V176H102ZM128 177V176H127ZM151 177V176H150ZM157 177H154L155 178V180H156V178ZM167 177V176H166ZM170 177V176H169ZM174 177H175V175H174ZM182 177V176H181ZM200 177V176H199ZM232 177H233V175H232ZM235 177V176H234ZM260 177V176H259ZM10 178V177H9ZM9 178H7V179H9ZM18 178V177H17ZM20 178H23V179H25L24 177H20ZM20 178L19 179H17L18 181H20ZM27 178V177H26ZM30 178H27V179H29L30 180ZM34 178V179H33ZM72 178V177H71ZM70 178V179H71ZM79 178V179H80ZM84 178V177H83ZM89 178V177H88ZM92 178H95V177H92ZM91 178V179H92ZM96 178H97V176H96ZM107 178H108V176H107ZM119 178H121L120 176H119ZM119 178H117V179H119ZM183 178V177H182ZM185 178V177H184ZM208 178V177H207ZM210 178V177H209ZM237 178H239V177H237ZM236 178V179H237ZM256 178V177H255ZM11 179V178H10ZM9 179V180H10ZM22 179V180H23ZM37 179V181H38V179L39 178H36ZM47 179V178H46ZM45 179V180H46ZM49 179V178H48ZM85 179H87L86 177L84 178V180ZM194 179V178H193ZM202 179V178H201ZM242 179V178H241ZM40 180H41V178H40ZM40 180H39V183H40ZM43 180V179H42ZM83 180V181H84ZM93 180V179H92ZM95 180V179H94ZM105 180H106V176H105ZM150 180V179H149ZM167 180V179H166ZM176 180V179H175ZM188 180V179H187ZM207 179H205V181H206ZM221 180V179H220ZM257 180H258V178H257ZM5 181V180H4ZM26 181H28V180H25V183L24 184H27V182ZM79 181V180H78ZM82 181V180H81ZM81 181H79L80 182V184H81ZM82 181V182H83ZM86 181H88V182H91L90 180H86ZM85 181V182H86ZM121 181V180H120ZM126 181V180H125ZM147 181V180H146ZM193 181V180H192ZM201 181V180H200ZM209 181V180H208ZM254 181V180H253ZM256 181V180H255ZM1 182V181H0ZM14 182H16L15 180H14ZM20 182H22V181H20ZM23 182H24V180H23ZM78 182V183H79ZM100 182V181H99ZM102 182H104L103 181V179H102ZM101 182V183H102ZM106 182H107V180H106ZM109 182V181H108ZM170 182H171V180H170ZM174 182V181H173ZM172 182V183H173ZM237 182V181H236ZM238 182H239V180H238ZM237 182V183H238ZM30 184H31V180H30V182H29ZM73 183V184H72ZM100 183V184H101ZM111 183V182H110ZM120 183V182H119ZM155 183H156V181H155ZM168 183V182H167ZM204 183V182H203ZM225 183V182H224ZM239 183H241V182H239ZM1 184V183H0ZM10 184V183H9ZM19 184V183H18ZM31 184V186H33ZM38 184V183H37ZM36 184V185H37ZM76 184V183H75ZM88 184H90V183H88ZM92 184V183H91ZM94 184V183H93ZM92 184V185H93ZM97 184V183H96ZM106 184V183H105ZM142 184V183H141ZM176 184V183H175ZM20 185V184H19ZM18 185V186H19ZM27 185H29V184H27ZM36 185H34V187L36 186ZM44 185V184H43ZM71 185H69V186H71ZM91 185V186H92ZM153 185V184H152ZM161 185V183L158 185V183H157V187L158 186H160ZM169 185H171V184H169ZM237 185V184H236ZM0 186H2V185H0ZM6 186V185H5ZM17 186V185H16ZM24 186V185H23ZM30 186V187H31ZM38 186V185H37ZM45 186V185H44ZM77 186V185H76ZM79 186H81V185H79ZM83 186V185H82ZM98 186H100L99 184H98ZM120 186V185H119ZM127 186V185H126ZM167 186V185H166ZM172 187H173V185H171ZM192 186V185H191ZM251 186V185H250ZM3 187V186H2ZM28 186H24V188H23V191L24 192H26L24 189L25 188H27ZM74 187V185L72 186V188ZM89 187V186H88ZM93 187H94V185H93ZM95 187H96V185H95ZM105 187V186H104ZM121 187V186H120ZM153 187V186H152ZM161 187V186H160ZM1 188V187H0ZM8 188V187H7ZM16 188V187H15ZM32 188L33 187H31V188H29L28 187V189H30V190H32ZM81 188H83V187H81ZM80 188V189H81ZM113 188H115L114 186H113ZM155 188V187H154ZM179 188H181V187H179ZM239 188V187H238ZM250 188V187H249ZM259 188V187H258ZM13 189V188H12ZM19 189H21V185H20V187H19ZM73 189H75L76 190V188H73ZM94 189H96V188H94ZM126 189V188H125ZM125 189H124V191H125ZM141 189H144V188H141ZM167 189H168V187H167ZM171 189V188H170ZM30 190H29V194H31V193H34L33 191L32 192H30ZM34 190V189H33ZM99 190V189H98ZM122 190H123V187H122ZM121 190V191H122ZM159 190V189H158ZM166 190V189H165ZM177 190V189H176ZM179 190V189H178ZM0 191H1V189H0ZM3 191V190H2ZM5 191H7V190H5ZM4 191V192H5ZM8 191H9V189H8ZM83 192H84V190H82ZM86 191V190H85ZM91 191H93L92 189H91ZM102 191V190H101ZM106 191H108V190H106ZM123 191V192H124ZM140 191V190H139ZM171 191V190H170ZM247 191V190H246ZM245 191V193H247ZM12 192V191H11ZM15 193H16V191H14ZM23 192V193H24ZM40 192V191H39ZM64 192V193H63ZM69 192V191H68ZM72 192H73V190H72ZM78 192V191H77ZM103 192H104V190H103ZM169 192V191H168ZM177 192V191H176ZM175 192V193H176ZM181 192V191H180ZM199 192V191H198ZM239 192H240V190H239ZM250 192V191H249ZM9 193V192H8ZM20 193V192H19ZM107 193V192H106ZM118 193V192H117ZM124 193H126V192H124ZM170 193V192H169ZM172 193V192H171ZM243 193V192H242ZM244 193V194H245ZM253 193V192H252ZM251 193V194H252ZM11 194V193H10ZM17 195H18V193H16ZM89 194V193H88ZM87 194V195H88ZM96 194V193H95ZM109 194H111V193H109ZM148 194V193H147ZM14 195V194H13ZM20 195V194H19ZM67 195V194H66ZM69 195V194H68ZM67 195V196H68ZM71 196H72V193L70 194ZM69 195V196H70ZM78 195V194H77ZM91 195V194H90ZM97 195V194H96ZM101 195H102V193H101ZM120 195V194H119ZM144 195V194H143ZM171 195V194H170ZM175 195V194H174ZM5 196V195H4ZM15 196V195H14ZM14 196L12 197L13 199H14ZM30 196H32V195H30ZM29 196V197H30ZM39 196V195H38ZM59 195H57V197H58ZM65 196V195H64ZM68 196V197H69ZM70 196V197H71ZM74 196V195H73ZM80 196V195H79ZM107 196V195H106ZM114 196V195H113ZM123 196V195H122ZM165 196V195H164ZM195 196V195H194ZM225 196V195H224ZM226 196H228V195H226ZM245 196H246V194H245ZM249 197H250V195H248ZM253 196V195H252ZM257 196V195H256ZM23 197H24V195H23ZM34 197V196H33ZM59 197H61V196H59ZM70 197L69 198H66V200L67 199H69L70 200ZM90 197V196H89ZM100 197V196H99ZM142 197H145V196H142ZM242 197V196H241ZM248 197V198H249ZM8 198V197H7ZM17 198H19V197H17ZM50 198V200H54L56 197L54 196V199H51ZM171 198V197H170ZM174 198V197H173ZM178 198V197H177ZM246 198H247V196H246ZM247 198V199H248ZM254 198V197H253ZM13 199L11 200L12 202H13ZM32 199V198H31ZM30 199V200H31ZM71 199H73V197L71 198ZM102 199V198H101ZM106 199V198H105ZM115 199V198H114ZM118 199V198H117ZM146 199H148L147 198V196L144 198V199H142L143 200V204H142V206H143V217H144V219H145V223H147V221H149L150 219H151V210H150V207H148L147 205H146V201L149 203V201L148 200H146ZM168 199V198H167ZM180 199H181V197H180ZM243 199V198H242ZM250 199H252L251 197H250ZM10 200H8V201H10ZM27 200V199H26ZM29 200V199H28ZM60 200V199H59ZM62 200V199H61ZM141 200V201H142ZM173 200V199H172ZM237 200H239V199H237ZM5 201H7V199H5ZM17 201V200H16ZM55 201L56 200H54V202L53 203H55ZM65 201V200H64ZM63 201V204L65 203ZM108 201V200H107ZM114 201H116V200H114ZM185 201V200H184ZM225 201H226V198H225ZM240 201V200H239ZM243 201V200H242ZM245 201V200H244ZM262 201V200H261ZM3 202V201H2ZM32 202V201H31ZM68 202V201H67ZM71 202V201H70ZM83 202V201H82ZM86 202V201H85ZM98 202V201H97ZM112 202V201H111ZM179 202V201H178ZM212 202V201H211ZM257 203H258V201H256ZM11 203V202H10ZM33 203V202H32ZM53 203H52V205L51 206H53ZM58 201H57V204L55 203V205H57L58 207H59V205H58ZM61 203V202H60ZM80 203V202H79ZM99 203H100V201H99ZM109 203H110V201H109ZM120 203V202H119ZM127 203H129V202H127ZM147 203V204H148ZM170 203V202H169ZM175 203V202H174ZM252 203H255V202H252ZM264 203V202H263ZM9 204V203H8ZM18 204H19V202H18ZM29 204V203H28ZM27 204V205H28ZM62 204V205H63ZM97 204V203H96ZM106 204V203H105ZM151 204H153V203H151ZM256 204V203H255ZM11 205H13V203L11 204ZM20 205V204H19ZM30 205V204H29ZM65 205H66V203H65ZM64 205V206H65ZM80 206H81V204H79ZM94 205V204H93ZM112 205V204H111ZM149 205V204H148ZM159 205V204H158ZM167 205V204H166ZM172 205H174L173 203H172ZM6 206V205H5ZM10 206V205H9ZM9 206H6V207H8L9 208ZM15 206V205H14ZM21 206V205H20ZM57 206H56V209H57ZM70 206V205H69ZM75 206V205H74ZM99 206V205H98ZM103 206V205H102ZM101 206V207H102ZM108 206H109V204H108ZM168 206V205H167ZM4 207V206H3ZM31 207V206H30ZM62 207V206H61ZM82 207V206H81ZM85 207V206H84ZM97 207V206H96ZM100 207V208H101ZM157 207V206H156ZM53 208V207H52ZM66 208V207H65ZM70 208V207H69ZM152 208V207H151ZM178 208V207H177ZM183 208V207H182ZM242 208H243V206H242ZM54 209V208H53ZM55 209V210H56ZM62 209V208H61ZM85 209V208H84ZM91 209V208H90ZM107 209V208H106ZM153 209H155V208H153ZM197 209H199V208H197ZM223 209V208H222ZM239 209H240V207H239ZM5 210V209H4ZM11 209H9V211H10ZM31 210V209H30ZM34 210V209H33ZM54 210V211H55ZM66 210H67V208H66ZM98 210V209H97ZM101 210V209H100ZM165 210H166V208H165ZM168 210H170V209H168ZM174 210V209H173ZM8 211V212H9ZM12 211V210H11ZM26 212H27V210H25ZM54 211H53V213H54ZM62 211V210H61ZM69 211H70V209H69ZM157 211V210H156ZM167 211V210H166ZM172 211V210H171ZM224 211H226V210H224ZM33 212V211H32ZM88 212V211H87ZM90 212V211H89ZM110 212V211H109ZM155 212V211H154ZM169 212V211H168ZM177 212V211H176ZM222 212V211H221ZM227 212V211H226ZM11 213H13V212H11ZM22 213V212H21ZM24 213V212H23ZM66 213V212H65ZM96 213V212H95ZM106 213V212H105ZM171 213V212H170ZM178 213V212H177ZM34 214V213H33ZM60 214H62V213H60ZM90 214H92V213H90ZM181 214H182V212H181ZM224 214H225V212H224ZM18 215V214H17ZM30 215V214H29ZM95 215V214H94ZM178 215V214H177ZM196 215H198V214H196ZM241 215V214H240ZM65 216V215H64ZM69 216V215H68ZM96 216H97V214H96ZM103 216V215H102ZM221 216H223V215H221ZM225 216V215H224ZM242 216V215H241ZM19 217V216H18ZM67 217V216H66ZM161 217V216H160ZM240 217V216H239ZM33 218V217H32ZM31 218V219H32ZM99 218V217H98ZM102 218V217H101ZM222 218V217H221ZM225 217H223V219H224ZM227 218V217H226ZM58 220H59V218H58ZM86 220V219H85ZM92 220V219H91ZM171 220V219H170ZM0 221H2V220H0ZM10 221V220H9ZM187 221V220H186ZM208 221V220H207ZM221 221V220H220ZM62 222V221H61ZM92 222V221H91ZM151 222V221H150ZM158 222V221H157ZM160 222V221H159ZM253 222V221H252ZM21 223V222H20ZM29 223H30V221H29ZM94 223V222H93ZM162 223H164V222H162ZM226 223H227V220H226ZM16 224V223H15ZM23 224V223H22ZM120 224V223H119ZM158 224V223H157ZM92 225V224H91ZM97 225V224H96ZM146 225V224H145ZM153 225V224H152ZM159 225V224H158ZM222 225V224H221ZM239 225H240V223H239ZM238 225V226H239ZM259 225V224H258ZM155 226V225H154ZM183 226V225H182ZM229 226V225H228ZM12 227V226H11ZM19 227V226H18ZM58 227V226H57ZM146 227V226H145ZM144 227V228H145ZM152 227V226H151ZM150 227V229H152ZM230 227V226H229ZM236 227V226H235ZM255 227V226H254ZM22 228V227H21ZM93 228V227H92ZM154 228V227H153ZM155 228H157L156 226H155ZM159 228H161V227H159ZM223 228V227H222ZM238 228H240V227H238ZM26 229V228H25ZM29 229V228H28ZM146 229V228H145ZM162 229V228H161ZM164 229V228H163ZM232 229H234V228H232ZM27 230V229H26ZM97 230V229H96ZM154 230V229H153ZM228 229H226V231H227ZM235 230V229H234ZM240 230V229H239ZM5 231V230H4ZM33 231H34V229H33ZM155 231H156V229H155ZM222 231H223V229H222ZM243 231V230H242ZM16 232V231H15ZM24 232V231H23ZM90 232V231H89ZM147 232H148V230H147ZM225 232V231H224ZM249 232V231H248ZM152 233V232H151ZM219 233V232H218ZM217 233V234H218ZM226 233V232H225ZM1 234V233H0ZM150 234V233H149ZM51 235H53V233L51 234ZM60 235V234H59ZM219 235V234H218ZM223 235V234H222ZM222 235H221V237H222ZM4 236V235H3ZM25 236V235H24ZM141 236V235H140ZM173 236V235H172ZM226 237H228L227 235H225ZM21 237V236H20ZM26 237V236H25ZM29 237H26V239H28ZM51 238H53V237H51ZM209 238V237H208ZM211 238V237H210ZM21 239V238H20ZM55 239V238H54ZM62 239V238H61ZM212 239V238H211ZM224 239H225V237H224ZM224 239H222V241L224 240ZM18 240V239H17ZM91 240V239H90ZM137 240V239H136ZM148 240V239H147ZM184 240H185V238H184ZM19 241V240H18ZM64 241V240H63ZM212 241V240H211ZM214 241V240H213ZM33 242V241H32ZM218 242H220V241H218ZM3 243V242H2ZM16 243V242H15ZM136 243V242H135ZM144 243V242H143ZM17 244V243H16ZM21 244V243H20ZM19 245V244H18ZM61 245V244H60ZM208 245V244H207ZM221 245V244H220ZM30 246V245H29ZM54 246V245H53ZM138 246V245H137ZM144 246H145V243H144ZM62 247V246H61ZM225 247H226V245H225ZM139 248H141L140 246H139ZM158 248V247H157ZM4 249V248H3ZM2 249V250H3ZM133 249V248H132ZM223 249H225V248H223ZM27 250V249H26ZM56 250V249H55ZM60 250V249H59ZM64 250V249H63ZM138 250H140V249H138ZM203 250V249H202ZM216 250V249H215ZM186 251V250H185ZM178 252V251H177ZM4 253V252H3ZM55 253V252H54ZM138 253V252H137ZM1 254V253H0ZM27 254V253H26ZM35 254V253H34ZM17 255V254H16ZM137 255V254H136ZM31 256V255H30ZM134 256V255H133ZM158 256V255H157ZM207 256V255H206ZM38 257V256H37ZM144 257V256H143ZM12 258V257H11ZM25 258V257H24ZM90 258V257H89ZM179 258V257H178ZM205 258V257H204ZM2 259V258H1ZM0 259V260H1ZM36 259V258H35ZM131 259V258H130ZM143 259V258H142ZM141 259V260H142ZM26 260V259H25ZM24 260V261H25ZM161 260V259H160ZM208 260V259H207ZM133 261H135V260H133ZM20 262V261H19ZM26 262V261H25ZM31 262V261H30ZM158 262V261H157ZM10 263V262H9ZM28 263V262H27ZM134 263V262H133ZM208 263V262H207ZM182 264V263H181ZM204 264V263H203Z\"/></svg>", "mask_w": 264, "mask_h": 264}]
</instances>
